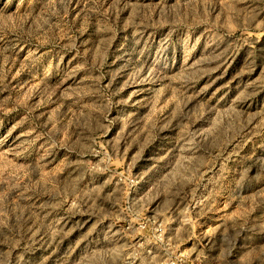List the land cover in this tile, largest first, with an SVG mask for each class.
I'll list each match as a JSON object with an SVG mask.
<instances>
[{
    "label": "rangeland",
    "instance_id": "374dc122",
    "mask_svg": "<svg viewBox=\"0 0 264 264\" xmlns=\"http://www.w3.org/2000/svg\"><path fill=\"white\" fill-rule=\"evenodd\" d=\"M0 264H264V0H0Z\"/></svg>",
    "mask_w": 264,
    "mask_h": 264
}]
</instances>
